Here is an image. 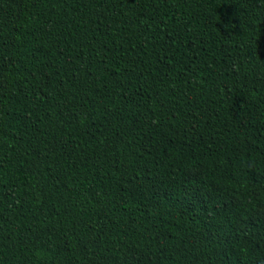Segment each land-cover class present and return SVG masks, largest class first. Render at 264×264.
<instances>
[{
  "label": "trees",
  "instance_id": "trees-1",
  "mask_svg": "<svg viewBox=\"0 0 264 264\" xmlns=\"http://www.w3.org/2000/svg\"><path fill=\"white\" fill-rule=\"evenodd\" d=\"M0 264H264V0H0Z\"/></svg>",
  "mask_w": 264,
  "mask_h": 264
},
{
  "label": "rangeland",
  "instance_id": "rangeland-1",
  "mask_svg": "<svg viewBox=\"0 0 264 264\" xmlns=\"http://www.w3.org/2000/svg\"><path fill=\"white\" fill-rule=\"evenodd\" d=\"M262 213H263V210H260V212H259V216H261V215H262Z\"/></svg>",
  "mask_w": 264,
  "mask_h": 264
}]
</instances>
